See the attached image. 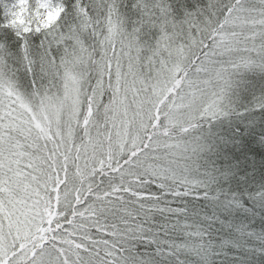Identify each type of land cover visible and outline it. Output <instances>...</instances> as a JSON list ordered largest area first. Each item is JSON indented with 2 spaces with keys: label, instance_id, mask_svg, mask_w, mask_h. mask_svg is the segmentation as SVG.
Listing matches in <instances>:
<instances>
[{
  "label": "snow or ice",
  "instance_id": "1",
  "mask_svg": "<svg viewBox=\"0 0 264 264\" xmlns=\"http://www.w3.org/2000/svg\"><path fill=\"white\" fill-rule=\"evenodd\" d=\"M0 264H264V0H0Z\"/></svg>",
  "mask_w": 264,
  "mask_h": 264
}]
</instances>
